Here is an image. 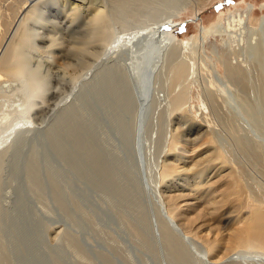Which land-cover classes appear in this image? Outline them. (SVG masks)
<instances>
[{
    "label": "bare ground",
    "instance_id": "obj_1",
    "mask_svg": "<svg viewBox=\"0 0 264 264\" xmlns=\"http://www.w3.org/2000/svg\"><path fill=\"white\" fill-rule=\"evenodd\" d=\"M9 2L0 16V264H82L73 254L88 264H264V252L245 251L264 244V223L241 213L248 197L264 207V17L248 23L253 5L236 36L222 25L200 30L222 38L228 96L202 92L215 129L183 109L195 36L126 26L186 1ZM227 205L250 223L230 243L188 234Z\"/></svg>",
    "mask_w": 264,
    "mask_h": 264
},
{
    "label": "rangeland",
    "instance_id": "obj_2",
    "mask_svg": "<svg viewBox=\"0 0 264 264\" xmlns=\"http://www.w3.org/2000/svg\"><path fill=\"white\" fill-rule=\"evenodd\" d=\"M1 0L0 3V16L5 15L8 13L9 10V1ZM97 1V0H93ZM117 1L121 4H124L126 0H113ZM128 1V0H127ZM155 0H142V4L147 6ZM164 2H169L170 0H163ZM186 1L185 4L179 9L170 13V10L162 9V16L158 20H152L151 16L147 15H140V20L142 19L139 24L135 25H126L131 30H134L137 26H140L141 29H153L155 26L156 28L160 25H169V32L171 37L175 38L178 41H185L187 42L191 36H195V46L196 50L191 56V64L193 63L194 73L193 77L188 80L187 87L189 89L188 92V101L186 102L187 105L184 108L187 115H191L195 121L199 123H204L200 116H204L207 120L204 123L206 126H210L211 128L217 127L215 121L210 117L206 110L202 92L205 89H210V91H216L214 94L217 96L218 101L221 103L222 98L227 94V90H229L228 85H224V78H225V67L220 62L219 57L222 56V38L219 36H209L200 37V30L201 28L205 31L212 32L216 26L222 25L226 31L233 33L235 36L242 32V22L245 15V12L250 5H253V11L248 19V23L251 26H257L260 20L264 17V0H184ZM5 2V3H4ZM4 3V4H3ZM2 8V9H1ZM150 10L153 8L151 6L148 7ZM82 9V8H81ZM6 10V11H5ZM82 13V10H80ZM243 28V27H242ZM3 26L0 28V32L3 30ZM116 29L120 33H124V25L117 24ZM120 30V31H119ZM151 31V30H150ZM212 47V49H211ZM191 49V47H189ZM219 50H218V49ZM217 50V52H215ZM220 51V52H219ZM219 53V54H218ZM187 54V52H186ZM199 56V57H198ZM217 57V58H216ZM194 61V62H193ZM207 62V63H206ZM195 66V67H194ZM203 66V67H202ZM199 74V75H198ZM222 76V77H221ZM194 79V81H193ZM191 82V83H190ZM198 82V83H197ZM203 83V84H202ZM185 84V85H186ZM190 84V86H189ZM215 84V85H214ZM223 85V86H222ZM208 86V87H207ZM221 87V88H220ZM219 89V90H216ZM224 89V91H223ZM227 89V90H226ZM178 90V89H177ZM219 95L218 94V92ZM226 93V94H225ZM225 94V95H224ZM223 95V96H222ZM3 94L0 93V97ZM46 96V95H45ZM228 96V95H226ZM225 96V97H226ZM44 97V96H43ZM227 98V97H226ZM185 103V104H186ZM205 106V107H204ZM204 107V108H203ZM187 109V110H186ZM29 111L23 114L25 120H29L31 116H29ZM202 113V114H201ZM201 121V122H200ZM214 121V122H213ZM212 122V123H211ZM184 192L181 191L179 194H183ZM247 198V197H246ZM245 198V199H246ZM262 198V197H261ZM264 199V197H263ZM264 203V200L261 199ZM245 204V203H244ZM255 200H250L248 197L246 199V209L241 211L243 216H251L253 215V221L251 222L254 224L256 221L264 223V207L259 206ZM238 209L236 206H229L224 207L220 214H216L213 217H209L206 219L205 222L199 221L196 224L191 233L188 234H198L199 236L208 235V243L210 246H213L215 235L218 234V245L223 246L231 242L230 234L236 230L246 229L250 226V223L240 224V221L235 220V210ZM45 212L53 216L51 211L45 210ZM196 213H189L187 215L188 218L195 216ZM199 219V218H198ZM50 233L53 234L56 230L55 227H49ZM67 241V240H66ZM56 243H63L66 247L67 244L64 238H58ZM68 243V242H67ZM110 245H115L112 242H109ZM253 248L252 249H242L252 254H258L264 252V244L259 243L257 245L250 244ZM121 249L124 248V244L118 245ZM217 247L214 248V251L217 252ZM71 253V249L67 248ZM119 253H123L119 250ZM73 254V253H72ZM73 259L76 262L82 264H88L83 262V260L73 254Z\"/></svg>",
    "mask_w": 264,
    "mask_h": 264
}]
</instances>
